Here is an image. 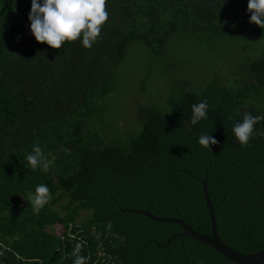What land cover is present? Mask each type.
<instances>
[{"label": "trees", "instance_id": "obj_1", "mask_svg": "<svg viewBox=\"0 0 264 264\" xmlns=\"http://www.w3.org/2000/svg\"><path fill=\"white\" fill-rule=\"evenodd\" d=\"M126 1L106 0L110 17L101 38L115 22L114 6ZM30 10L31 0H0V264H74L80 242L86 264H234L187 236L164 247L180 232L177 225L120 211L178 217L208 233L193 178L204 175L219 239L244 254L263 249L264 135L241 146L231 128L245 111L264 116V50L242 59L240 82L198 84L173 71L163 105L139 103L132 125L103 119V100L117 89L128 49L146 51L161 74L179 48L219 62L235 45L264 40V29L249 22L247 0L209 8L194 0H134L119 8L120 24L75 94L101 38L90 49L79 39L52 49L31 34ZM154 78L145 73L138 92ZM201 101L207 118L192 125L191 106ZM255 129L264 132V120ZM205 133L218 141L211 151L198 143ZM37 143L55 158L47 172L33 171L25 159ZM41 183L52 196L36 215L27 196ZM80 212L87 216L78 221Z\"/></svg>", "mask_w": 264, "mask_h": 264}, {"label": "clouds", "instance_id": "obj_2", "mask_svg": "<svg viewBox=\"0 0 264 264\" xmlns=\"http://www.w3.org/2000/svg\"><path fill=\"white\" fill-rule=\"evenodd\" d=\"M247 10L251 14L249 22L264 29V0H247ZM110 13L106 0H31V10L28 16L30 31L37 43H46L52 49H61L65 42H75L78 39L85 49H90L99 41L103 25L108 21ZM208 104L201 101L191 106L190 123L197 124L207 118ZM264 120V116L253 115L245 111L240 121L234 123L231 133L241 146H247L253 134L255 125ZM198 143L211 151V146L218 141L209 134H201ZM51 153L45 154L44 147L34 144L25 156L27 164L35 171H49L54 163ZM52 193L47 185L41 183L34 192H29L27 199L31 202L33 213L38 215L49 202ZM83 242L77 243L72 252L74 264H86L87 258L80 255Z\"/></svg>", "mask_w": 264, "mask_h": 264}, {"label": "rangeland", "instance_id": "obj_3", "mask_svg": "<svg viewBox=\"0 0 264 264\" xmlns=\"http://www.w3.org/2000/svg\"><path fill=\"white\" fill-rule=\"evenodd\" d=\"M264 50V40L252 43L249 46L235 45L219 62H214L206 54L199 53L191 49L179 48L172 54L167 55L166 70H161L157 63H152V59L146 51L138 48L127 50V58L118 67L116 91L103 100L106 109L103 119L118 127L134 124V114L139 103L155 102L158 105L164 104V99L168 92L171 78L176 77L187 79L192 78L198 84H203L208 79H216L220 85L233 83L234 79H240V64L244 57L257 56ZM174 71V75L171 72ZM145 73L155 76L146 86L144 93L138 92L139 81ZM159 73V74H158ZM168 73V74H167ZM157 74V75H156ZM86 212H80L78 221L85 219ZM53 233L60 235L62 228L55 225Z\"/></svg>", "mask_w": 264, "mask_h": 264}, {"label": "water", "instance_id": "obj_4", "mask_svg": "<svg viewBox=\"0 0 264 264\" xmlns=\"http://www.w3.org/2000/svg\"><path fill=\"white\" fill-rule=\"evenodd\" d=\"M195 3L204 8H209L213 7L219 0H210V1H202V0H194ZM134 0H127L126 2H119L117 3L114 8V16H115V22L104 32L102 38L100 41L97 43L96 48L94 50L93 58L91 60V63L89 65V70L87 72V75L80 87H78L73 94L77 93L86 83L91 69L94 65L96 56L98 54L99 49L101 48L103 42L107 38L108 34L116 28L120 24V16L118 13V9L121 7H127L130 4H132ZM70 97H68L66 101V105L68 101L70 100ZM188 175H191L189 172H186ZM198 181V183L201 185V193H202V198L204 201V205L206 207L207 211V217H208V223H209V232L208 233H199L193 229H191L181 218H163V217H158L150 214L147 210H135V209H120L121 212H126V213H133V214H138L141 216H144L145 218L154 221L156 223L160 224H174L177 225L178 228L180 229V232L178 234L170 236L167 241L164 243V247H167V244L170 240L173 238H182L184 236L190 237L206 246L214 250L218 255H220L225 261L231 262L234 264H263L264 263V248L261 250H258L253 253H248L244 254L238 251L233 250L229 246H227L224 242H222L218 235H217V229L215 225V219H214V208L212 207L208 197H207V192H206V175H204L203 178H195Z\"/></svg>", "mask_w": 264, "mask_h": 264}]
</instances>
